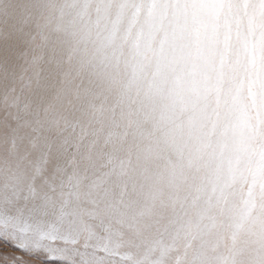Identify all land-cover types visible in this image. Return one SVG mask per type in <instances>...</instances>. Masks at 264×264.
<instances>
[{
    "label": "clouds",
    "instance_id": "clouds-1",
    "mask_svg": "<svg viewBox=\"0 0 264 264\" xmlns=\"http://www.w3.org/2000/svg\"><path fill=\"white\" fill-rule=\"evenodd\" d=\"M205 7L0 0V245L51 230L105 264L264 258V14Z\"/></svg>",
    "mask_w": 264,
    "mask_h": 264
},
{
    "label": "snow or ice",
    "instance_id": "snow-or-ice-1",
    "mask_svg": "<svg viewBox=\"0 0 264 264\" xmlns=\"http://www.w3.org/2000/svg\"><path fill=\"white\" fill-rule=\"evenodd\" d=\"M257 2V11L264 14V0ZM160 3L165 5V11L171 4L178 17L196 20L207 12L205 5L209 0H160ZM4 121V114L0 113V128H3ZM7 123H11L10 118ZM58 244L62 246L57 247ZM12 249L17 251L13 252ZM26 252L32 254H25ZM107 258V252L91 253L85 247L71 243L67 237L58 240L51 230L41 233L34 242L25 244L24 247H20L19 243L15 248L0 245V259L15 261V264H45V261L51 260L63 264H105ZM258 264H264V258H261Z\"/></svg>",
    "mask_w": 264,
    "mask_h": 264
},
{
    "label": "rangeland",
    "instance_id": "rangeland-1",
    "mask_svg": "<svg viewBox=\"0 0 264 264\" xmlns=\"http://www.w3.org/2000/svg\"><path fill=\"white\" fill-rule=\"evenodd\" d=\"M12 251L15 252L16 250L12 249ZM45 264H59V262L56 260H51V261H45Z\"/></svg>",
    "mask_w": 264,
    "mask_h": 264
},
{
    "label": "bare ground",
    "instance_id": "bare-ground-1",
    "mask_svg": "<svg viewBox=\"0 0 264 264\" xmlns=\"http://www.w3.org/2000/svg\"><path fill=\"white\" fill-rule=\"evenodd\" d=\"M16 250V249H15ZM17 251V250H16ZM57 261V260H56ZM59 262V261H58Z\"/></svg>",
    "mask_w": 264,
    "mask_h": 264
}]
</instances>
